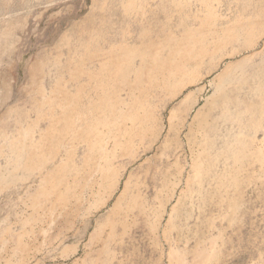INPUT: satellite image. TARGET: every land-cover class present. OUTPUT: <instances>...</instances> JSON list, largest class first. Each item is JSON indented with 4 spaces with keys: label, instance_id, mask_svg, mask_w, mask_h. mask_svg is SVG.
I'll use <instances>...</instances> for the list:
<instances>
[{
    "label": "rangeland",
    "instance_id": "rangeland-1",
    "mask_svg": "<svg viewBox=\"0 0 264 264\" xmlns=\"http://www.w3.org/2000/svg\"><path fill=\"white\" fill-rule=\"evenodd\" d=\"M0 264H264V0H0Z\"/></svg>",
    "mask_w": 264,
    "mask_h": 264
},
{
    "label": "bare ground",
    "instance_id": "bare-ground-1",
    "mask_svg": "<svg viewBox=\"0 0 264 264\" xmlns=\"http://www.w3.org/2000/svg\"><path fill=\"white\" fill-rule=\"evenodd\" d=\"M201 57H203V59L205 58V57H209V59H211V55H212V53H210V52H207V51H202L200 54H199ZM238 55V54H237ZM212 60V59H211ZM203 61V60H202ZM202 61L200 62V67H201V64H202ZM200 67H199V70H200ZM211 70H212V67H208L207 68V71H206V75H208L210 72H211ZM197 72H198V69L196 68V70L194 71V70H192L191 72H189L188 73V75H187V77H188V79L185 81V82H183V83H181V84H179V85H177V87L174 89V91H171L172 90V88H174V86L169 90L170 91V95H171V98H174L175 96H176V94H177V91H178V88L181 86V87H183L184 85H192V84H195L196 83V80H197ZM224 73V72H223ZM225 74L226 75H228V72L226 71L225 72ZM225 75L224 76H221V78H222V81H223V79H225ZM228 77V76H227ZM221 78H220V80H221ZM183 85V86H182ZM225 101V100H224ZM226 102V101H225ZM224 103V102H223ZM209 117V115L205 118V119H203V121H206V119ZM197 118H199V120L200 121H202V117H201V115H197ZM202 121V122H203Z\"/></svg>",
    "mask_w": 264,
    "mask_h": 264
}]
</instances>
